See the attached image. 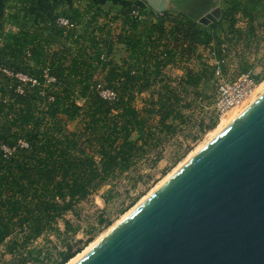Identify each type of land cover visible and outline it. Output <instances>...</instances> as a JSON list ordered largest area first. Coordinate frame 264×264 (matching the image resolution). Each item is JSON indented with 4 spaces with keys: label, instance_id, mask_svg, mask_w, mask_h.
Returning a JSON list of instances; mask_svg holds the SVG:
<instances>
[{
    "label": "trees",
    "instance_id": "1",
    "mask_svg": "<svg viewBox=\"0 0 264 264\" xmlns=\"http://www.w3.org/2000/svg\"><path fill=\"white\" fill-rule=\"evenodd\" d=\"M222 1L221 18L209 25L198 19L215 5L211 0H171L175 7L162 13L148 6L144 10L125 5L122 10L127 18L114 40L108 39L112 34L109 25H99V13L90 14V9L85 10L88 29L81 35L58 27L59 15L54 9L62 4L56 1L44 27L51 36L20 30L0 46V60L9 51L13 72L33 75L40 83L22 85L16 77L12 80L0 73V248L4 246L13 255L8 264H65L81 253L92 239L74 241L78 227L65 214L117 175L152 156L163 141L190 122L186 111L207 99L202 85L211 80L217 66L206 62L197 70L185 66L176 83L165 73L167 66L189 60L199 45L208 47L221 63L225 59L222 45L247 31L254 35L263 14L260 5L264 0ZM134 10L146 19L133 16ZM65 16L77 24L83 20L76 9ZM240 19L247 22L246 30L238 27ZM51 37L62 41L48 51ZM113 42L123 44L129 53L120 65L100 58L103 51L112 53ZM27 49L30 57L25 56ZM6 61L0 64H8ZM243 64L241 72H247L248 66ZM99 67L103 69L99 73L103 88L116 95L112 100L103 98L97 88ZM44 68L56 78L55 83L44 85ZM254 77L257 82L264 79V75ZM20 85L22 93L17 90ZM143 94L138 107L137 99ZM79 98L85 99L82 105L77 103ZM74 119L79 121L70 130L67 122ZM203 123L198 127L205 132L216 127L217 119L206 126ZM4 145L13 148V153L4 156ZM59 220H63L64 230ZM99 223L110 225L102 218ZM69 232L71 236L66 237ZM46 234L63 238L59 249L34 244Z\"/></svg>",
    "mask_w": 264,
    "mask_h": 264
},
{
    "label": "water",
    "instance_id": "2",
    "mask_svg": "<svg viewBox=\"0 0 264 264\" xmlns=\"http://www.w3.org/2000/svg\"><path fill=\"white\" fill-rule=\"evenodd\" d=\"M74 264H264V94Z\"/></svg>",
    "mask_w": 264,
    "mask_h": 264
},
{
    "label": "rangeland",
    "instance_id": "3",
    "mask_svg": "<svg viewBox=\"0 0 264 264\" xmlns=\"http://www.w3.org/2000/svg\"><path fill=\"white\" fill-rule=\"evenodd\" d=\"M19 1L28 2L29 0ZM56 1H59L62 5L54 9L55 15H69L74 9L83 14V20L80 24H78L80 25L79 29H82L79 35L88 29L87 22L89 21V17L85 14V10L90 9V14H94L96 12L99 13V25H104V23L108 24L109 31L112 30L114 36L120 33L122 27L124 26V22L126 21L127 15L124 14V11L122 10L125 5H137L139 7H143L144 10H148L147 4L143 0H55L54 2ZM220 5L223 10L225 3L222 0ZM260 6L261 8L263 7V14L259 20L256 33L251 35L248 34L247 31V34L242 35V37L234 38L232 41H227L225 43L227 46V52L224 54L225 59L216 65L217 71H215L211 80L202 85L207 99L196 106L193 111H186L187 115H189L188 119L190 122L184 124L174 137L163 141V143L155 150L156 152H153L154 154H152V156H147L146 158L138 161L130 171L117 175L87 198L79 201L75 205L74 211H69L65 214L64 218L70 220L75 227H78V231L74 236V241H86L88 238L92 239V241L83 250L90 246L91 243H95L97 239L99 240V238H103L108 231L110 232V230L113 229V227L115 228L117 224L125 219L136 208V206L138 207L149 197V195L151 196L156 189H158L167 180L168 176L170 178L176 172L175 170H178L179 166L183 165V162H188L185 160L191 159L194 154H197L200 151L197 149H202L211 141V139L222 132L223 130L220 129V126L225 129L227 125L235 120L262 95L261 93L264 88V79L258 83L255 94L243 105L232 109L221 119L215 116L214 102L218 92V85L222 80H234L237 78L240 73H243L241 72L244 65L243 63H246L248 66L247 72H250L253 76L264 75V25H261V22L264 19V5L262 4ZM240 22L243 24L241 25ZM227 25L228 24L226 22L223 23L224 28ZM237 25L241 29H247V22L243 19H240ZM44 27L45 26L39 22L38 29L41 30L42 28L41 31L45 35V31L47 30H44ZM18 29L30 30L31 28L30 26H28V28H25L24 26L18 27L13 30V35L19 31ZM47 34L49 33L47 32ZM108 36L109 40H114L110 39V35ZM54 44V48H52L53 50L58 46L56 42ZM73 47L75 48V46ZM91 52L92 51L89 49V53ZM103 52L106 53V51ZM209 53L210 51L208 47L199 45L196 47L194 54L189 60L184 62L179 61L175 64L167 66L165 73H167V75L173 79V82L176 83L184 74L183 67L186 66L197 70L200 69L202 64L205 62L208 64L213 63L212 59L209 57ZM111 54L113 55L112 62L119 65L122 63L123 59L127 58L129 55V53L124 49V45L118 42H113V51ZM25 56L28 57L26 53ZM12 60L13 58L11 57V53L6 51L5 57L0 61H6L8 64L5 62L1 64L9 66V61ZM10 68L13 69V65ZM102 70V67L98 68L97 80L101 84H104L105 82L102 74L99 75V73H103L101 72ZM143 97H145V94L138 97L136 102L138 107L142 106L141 98ZM84 101L85 99L83 98L77 99V103L80 105H82ZM214 119H217V124L213 129L202 132L198 127L202 120L204 121V126H206L209 125L210 120ZM78 121V119L68 120V128L70 130L75 129ZM195 135L199 136L196 140L193 139ZM185 151L187 153L181 157L178 162H176V159ZM156 153L160 155V158L157 160V156H155ZM173 171L174 173H172ZM133 201H135V204L127 209ZM101 218L106 221H110V225L105 226V223L100 224L99 220ZM59 226L61 230H64L63 220H59ZM71 234L72 232H69L65 236L70 237ZM62 239V237L59 238L55 234H46L45 236L40 237L34 244L39 247L43 245L45 249L55 251L56 248L54 247L57 245L59 249ZM12 260L13 255L5 252L4 246L1 247L0 264H8Z\"/></svg>",
    "mask_w": 264,
    "mask_h": 264
},
{
    "label": "built area",
    "instance_id": "4",
    "mask_svg": "<svg viewBox=\"0 0 264 264\" xmlns=\"http://www.w3.org/2000/svg\"><path fill=\"white\" fill-rule=\"evenodd\" d=\"M132 15L138 17L139 20L146 19V16L140 13L138 10H134ZM155 20V17L152 18ZM56 24L58 27H61L66 30H74L76 34H80V29L77 23L71 21L68 17L64 15H59L56 19ZM113 32L110 35V39H115ZM223 52H227L226 44L222 45ZM210 51V49H209ZM26 55L28 57L31 56V52L27 49ZM209 57L212 59V65H218L219 62L215 58L214 52L210 51ZM102 62H108L113 59L111 54L102 53L101 55ZM217 71V70H216ZM0 73L13 80V76L18 79L20 83L30 84L31 86L40 85L38 79L33 75H29L23 72H13L8 65L0 64ZM42 76L44 79V85L55 83L56 78L49 74L48 68H44L42 71ZM257 80L250 72L240 73L237 78L234 80H222L218 85V92L214 102L215 116L219 119L226 116L232 109L243 105L246 101H248L254 94L258 87ZM22 85L18 86L17 90L19 92H23ZM97 88L99 89L100 95L108 100H112L115 98V93L111 90L103 88V84L99 82L97 84ZM48 100H53V96H49ZM22 146H26L24 142H22ZM2 150L4 152V156L10 155L13 153V148H9L7 146H2Z\"/></svg>",
    "mask_w": 264,
    "mask_h": 264
},
{
    "label": "crops",
    "instance_id": "5",
    "mask_svg": "<svg viewBox=\"0 0 264 264\" xmlns=\"http://www.w3.org/2000/svg\"><path fill=\"white\" fill-rule=\"evenodd\" d=\"M54 1L55 0H29L25 2L19 0H0V46L13 35V30L18 27L24 26L28 28V26H30L31 31H41L42 28L41 30L38 29L39 22L42 23L43 26L48 23L50 9ZM240 24L242 25L243 23L240 22ZM18 30L20 31V29ZM81 30L82 29H80V32ZM45 32L47 34L48 31ZM46 36L51 35L47 34ZM61 41L62 39L51 37L46 50L52 51L55 45L54 43L56 42L58 45Z\"/></svg>",
    "mask_w": 264,
    "mask_h": 264
},
{
    "label": "bare ground",
    "instance_id": "6",
    "mask_svg": "<svg viewBox=\"0 0 264 264\" xmlns=\"http://www.w3.org/2000/svg\"><path fill=\"white\" fill-rule=\"evenodd\" d=\"M263 86H264V83H263ZM263 86H262V87H263ZM261 94H262V95L264 94V88H263ZM230 122H231V120H230ZM227 126H228V125H227ZM225 127H226V126H225ZM220 129L224 130L223 128H221V126H220ZM222 130H221V131H222ZM219 132H220V131H219ZM215 135H216V134H215ZM216 136H217V135H216ZM211 140H212V139H211ZM197 150L199 151V150H201V149H197ZM197 150H196V151H197ZM198 151H197V152H198ZM193 153H195V152H193ZM194 155H195V154H194ZM189 158H190V157H189ZM189 160H190V159H189ZM189 160H185V161L187 162V161H189ZM184 163H185V162H183V165H184ZM179 165H180V164H179ZM179 165H178V166H179ZM183 165H182V166H183ZM178 166H177V169H178ZM182 166L180 165V166H179V169H180V167H182ZM179 169H178V170H179ZM178 170H175V171H178ZM172 173H174V171H173ZM168 178H169V176L167 177V179H168ZM165 180H166V179H165ZM157 188H158V187H157ZM156 190H157V189H156ZM149 196H150V195H149ZM136 207H137V206H136ZM117 225H118V224H117ZM113 228H114V227H113ZM111 229H112V228H111ZM110 231H111V230H110ZM108 232H109V231H108ZM108 232H107V233H108ZM107 233H106V234H107ZM106 234H105V235H106ZM105 235H104V236H105ZM101 239H102V238H101ZM97 240H98V239H97ZM97 240H96V241H97ZM99 240H100V238H99ZM99 240H98V241H99ZM96 241H95V243H93V244L91 243V245L88 246L85 250H83L81 253H79V254L76 255L74 258H72L67 264H74V263H75V262H76V261H77V260H78V259H79V258H80V257H81V256L87 251V250H89L93 245H95V244L98 242V241H97V242H96Z\"/></svg>",
    "mask_w": 264,
    "mask_h": 264
},
{
    "label": "flooded vegetation",
    "instance_id": "7",
    "mask_svg": "<svg viewBox=\"0 0 264 264\" xmlns=\"http://www.w3.org/2000/svg\"><path fill=\"white\" fill-rule=\"evenodd\" d=\"M211 1H212L213 3H215V5H214L211 9H209L208 11L212 10L213 8H215V7L218 5V3H219V0H211ZM220 4H221V2H220ZM208 11H207V12H208ZM207 12H205V13H207ZM205 13H204V14H205ZM204 14H203V15H204Z\"/></svg>",
    "mask_w": 264,
    "mask_h": 264
}]
</instances>
